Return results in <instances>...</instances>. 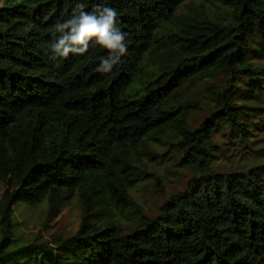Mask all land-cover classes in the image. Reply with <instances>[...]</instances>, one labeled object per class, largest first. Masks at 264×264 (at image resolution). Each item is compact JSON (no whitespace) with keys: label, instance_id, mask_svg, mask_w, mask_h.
<instances>
[{"label":"trees","instance_id":"1","mask_svg":"<svg viewBox=\"0 0 264 264\" xmlns=\"http://www.w3.org/2000/svg\"><path fill=\"white\" fill-rule=\"evenodd\" d=\"M78 3L117 11L109 73L51 58ZM0 184V264H264V0H0Z\"/></svg>","mask_w":264,"mask_h":264},{"label":"clouds","instance_id":"2","mask_svg":"<svg viewBox=\"0 0 264 264\" xmlns=\"http://www.w3.org/2000/svg\"><path fill=\"white\" fill-rule=\"evenodd\" d=\"M84 8L83 3H78L71 18L55 24L54 39L50 44L51 58L83 55L88 52L90 43L95 42L108 50V56L101 60L96 70L109 73L127 53L126 34L117 26L114 8L98 6L93 13Z\"/></svg>","mask_w":264,"mask_h":264},{"label":"rangeland","instance_id":"3","mask_svg":"<svg viewBox=\"0 0 264 264\" xmlns=\"http://www.w3.org/2000/svg\"><path fill=\"white\" fill-rule=\"evenodd\" d=\"M165 182V181H164ZM3 188L0 184V196L2 195ZM138 196H141L140 199L148 201V204H150L155 197L152 195L151 188H147L146 190H140L137 192ZM44 207L39 208H26L25 213L28 214L30 217V226L33 229V231L38 232L40 230H43L45 237H49L51 233H53L55 230L65 231V232H74L77 223H78V214L79 210L75 206H69L66 209H64L63 213L56 217L52 218V220L48 223V226L43 227L42 226V220H43V209ZM24 209V208H22Z\"/></svg>","mask_w":264,"mask_h":264}]
</instances>
